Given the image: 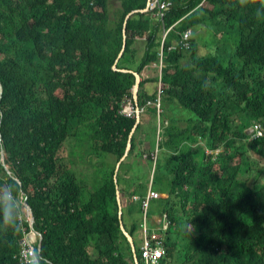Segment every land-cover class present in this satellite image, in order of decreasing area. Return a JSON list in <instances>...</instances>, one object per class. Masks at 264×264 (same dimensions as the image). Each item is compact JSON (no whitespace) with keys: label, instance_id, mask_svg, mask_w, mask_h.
Wrapping results in <instances>:
<instances>
[{"label":"trees","instance_id":"16d2710c","mask_svg":"<svg viewBox=\"0 0 264 264\" xmlns=\"http://www.w3.org/2000/svg\"><path fill=\"white\" fill-rule=\"evenodd\" d=\"M159 1L163 18L150 0H0V186L15 182L36 218L0 231V264H22L33 231L43 264H146L150 190L148 219L171 222L162 264H264V134L247 133L264 128V0ZM128 101L145 111L116 181ZM73 138L100 160L92 173Z\"/></svg>","mask_w":264,"mask_h":264},{"label":"built area","instance_id":"2783aa9c","mask_svg":"<svg viewBox=\"0 0 264 264\" xmlns=\"http://www.w3.org/2000/svg\"><path fill=\"white\" fill-rule=\"evenodd\" d=\"M170 2H160L159 0H154L151 2L149 9L150 10H159L158 16L163 18L165 15V11L171 7ZM192 37V31H188L184 37L183 40L181 41V46L184 47L183 49L189 50L190 49V39ZM175 48H170V50H173ZM162 87V86H161ZM162 89V88H161ZM149 107H157L159 113L162 111V105H161V91L159 94V98L157 102H149L148 103ZM145 109H140L138 106L134 107L133 103L131 101H128L125 103L124 107V113L126 114L127 117H138V115H141ZM168 125V123H166ZM248 135L252 138V140H255L257 138H260L263 136V126L260 123H253V126L249 128L247 131ZM211 153V152H208ZM156 158V157H155ZM161 198V194L150 190L147 196V199L144 201L143 205L146 210V218L144 221V225L142 227L143 232H144V244L142 247L143 250V256L146 261V264H162L165 258L169 254V248L167 247V239L162 236L164 232H167L170 227V220L167 215H165L162 219V227L160 231H153L150 229L149 226V220L147 217L148 210L150 208L149 204L151 201L158 200ZM25 209H27V205L25 206ZM31 223V220L28 221ZM35 237H37V240H34L32 237L29 238L27 236V240L24 243V249L22 251V256L28 255V252L25 251V249L29 248V246L32 245H37L41 235L36 233Z\"/></svg>","mask_w":264,"mask_h":264},{"label":"clouds","instance_id":"9594fccd","mask_svg":"<svg viewBox=\"0 0 264 264\" xmlns=\"http://www.w3.org/2000/svg\"><path fill=\"white\" fill-rule=\"evenodd\" d=\"M247 2L248 0H239L241 5ZM26 203L15 182L10 181L0 186V231H11L18 236L26 233ZM25 251L28 255L22 256V264H43L44 257L38 245L29 246Z\"/></svg>","mask_w":264,"mask_h":264},{"label":"rangeland","instance_id":"374dc122","mask_svg":"<svg viewBox=\"0 0 264 264\" xmlns=\"http://www.w3.org/2000/svg\"><path fill=\"white\" fill-rule=\"evenodd\" d=\"M114 3L119 4V1L120 0H112ZM209 36V35H208ZM207 36V37H208ZM201 43H202V40H201ZM208 43L211 45V43H213V41L211 40V38L209 39V41H203L202 43V47H201V54L203 55H207L209 53L208 49L206 48L205 44ZM162 85H159V91H162L161 90V87ZM76 140L75 138L72 139V142H71V145H69V153H71V157L70 159L75 163L77 164L78 166V171L80 172V174L84 175V174H87L89 171L90 173H92V169H90L91 167L90 166H94L93 164L95 163H98L100 162V160L97 158V157H94V156H87L85 155L86 153L81 151V150H76ZM148 147V145L146 146V148ZM80 151L82 153H80ZM85 153V154H84ZM102 161H104V159H102ZM110 161H112V158H110ZM114 161V160H113ZM109 162V161H108ZM86 180L88 181L89 180V176H87ZM27 205V204H26ZM25 213H26V219L28 221L31 220V224H32V214L31 212L29 211V209H24ZM151 225H152V221H151ZM144 234V232H143ZM36 235V232H32L31 235H29V238H33L34 240H37V237H35ZM141 238V237H140ZM144 244V243H143Z\"/></svg>","mask_w":264,"mask_h":264},{"label":"water","instance_id":"95a60500","mask_svg":"<svg viewBox=\"0 0 264 264\" xmlns=\"http://www.w3.org/2000/svg\"><path fill=\"white\" fill-rule=\"evenodd\" d=\"M151 2H152V1L150 0V2H149V6H150ZM134 14H135V12L132 13V14H130L129 17H128V19H129L130 17H132ZM126 25H127V24H126ZM126 25H125V30H124V32H125V39H126V32H127V26H126ZM125 42H126V41H125ZM122 56H123V53L121 54L120 57H122ZM136 78H137V84H136V86H135V88H134V101H135V103L137 104V103H138V96H139V89H140V85H141V76H140L139 74H136ZM140 120H141V117H140V115H138V117H137V124H136V126H135V128H134V131H133L132 134H131V137H130V141H129V145H128V151H127V153H126V156L122 159V161H121V162L119 163V165H118L117 173H116V181H117V175H118V173H119V169H120L122 163L126 160L128 154H129V152H130L131 149H132V140H133V137H134V135H135V133H136V131H137V128H138V126H139V124H140ZM5 158H6V156H5V154L3 153V160H5ZM118 198H119V200H120L121 207H123V201H122V199H121L120 193H118ZM27 208L29 209V211H30L31 214H32V229H34V225H35V222H36V218H35V215H34L32 209L29 208V207H27ZM121 218H122L123 229H124V231H125V234L127 235V237L129 238L130 242L132 243L133 248H134V252H135V254L137 255V246H136V242H135L134 238L132 237V235L126 230V228H125V226H124V222H123V221H124L123 212H121ZM138 264H139V263H138Z\"/></svg>","mask_w":264,"mask_h":264},{"label":"crops","instance_id":"0c3cea01","mask_svg":"<svg viewBox=\"0 0 264 264\" xmlns=\"http://www.w3.org/2000/svg\"><path fill=\"white\" fill-rule=\"evenodd\" d=\"M154 87H156V86L153 85L152 83H149L146 86L147 90L148 91H151V93L154 92V90H155ZM146 161L147 160H146V157H145V158L140 159L139 160V163L142 166H145ZM138 168H139L140 172L142 173L143 168L142 167H138ZM130 170H131L130 176L132 177V175H135V171H133L131 167L125 169V171H130ZM145 172L147 174L148 173V169H146ZM149 188H148V190H149ZM162 219H163V217L161 215L154 216V219L149 221L150 229L153 230V231L154 230L155 231H160L161 228L163 229L162 223H161L162 222ZM151 221H152V225H151ZM141 239H142V244H143L144 243V234L141 236Z\"/></svg>","mask_w":264,"mask_h":264},{"label":"bare ground","instance_id":"6f19581e","mask_svg":"<svg viewBox=\"0 0 264 264\" xmlns=\"http://www.w3.org/2000/svg\"><path fill=\"white\" fill-rule=\"evenodd\" d=\"M160 82V81H159ZM159 112V111H158ZM264 129V128H263ZM153 154V153H152ZM27 199V198H26ZM43 240V239H42Z\"/></svg>","mask_w":264,"mask_h":264}]
</instances>
